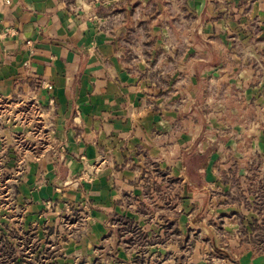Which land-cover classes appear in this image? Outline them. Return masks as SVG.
<instances>
[{
  "label": "crops",
  "instance_id": "crops-1",
  "mask_svg": "<svg viewBox=\"0 0 264 264\" xmlns=\"http://www.w3.org/2000/svg\"><path fill=\"white\" fill-rule=\"evenodd\" d=\"M0 22V96L42 123L16 200L40 223L87 208L55 264H132L115 216L153 240L144 264H264V0H11Z\"/></svg>",
  "mask_w": 264,
  "mask_h": 264
},
{
  "label": "rangeland",
  "instance_id": "rangeland-1",
  "mask_svg": "<svg viewBox=\"0 0 264 264\" xmlns=\"http://www.w3.org/2000/svg\"><path fill=\"white\" fill-rule=\"evenodd\" d=\"M24 96L14 95L8 100L0 96V233L7 234V228L12 229L15 237L9 242L18 245V250L27 256L24 264H55L53 260L58 252L63 250L65 253L63 247L67 243L86 234L89 218L85 206L67 205L65 210L58 211L54 220L40 223V220L31 219L26 206L16 200L15 183H19L28 160L24 151L42 130L41 119H36L41 113L27 102L28 96ZM45 207L53 214L57 212L52 202L49 206L46 202ZM21 233H28L30 239L27 242L21 240ZM34 247H37L35 252ZM107 248L95 247L92 255L86 257L72 254L65 264H110L114 253ZM45 249L55 251V256L47 258L43 255ZM20 254L17 252L18 256ZM58 261L63 263L62 259Z\"/></svg>",
  "mask_w": 264,
  "mask_h": 264
},
{
  "label": "trees",
  "instance_id": "trees-1",
  "mask_svg": "<svg viewBox=\"0 0 264 264\" xmlns=\"http://www.w3.org/2000/svg\"><path fill=\"white\" fill-rule=\"evenodd\" d=\"M258 210L264 212V204L262 200H259V203L255 205ZM111 225L116 227L117 234L120 236V242L124 244L129 249H138L144 250L148 245L153 243V240L148 238V235L144 233L132 220L115 216L111 220ZM6 227V225H4ZM254 228L258 234L255 235L254 243L259 247H262L264 244V219L258 223L254 221ZM8 229V236L3 232L0 233V264H24L27 259L26 255H23V251L18 250L19 246L14 245L9 242L11 237H15L12 234V229ZM177 231V230H176ZM178 232V231H177ZM21 240L27 242L30 239L28 233H21ZM28 239V240H27ZM24 242V241H23ZM37 247H34L33 252H35ZM140 251V257L138 256L132 264H144V253ZM17 252L21 253L19 256ZM47 258H52L55 255V251H50L49 249L44 250ZM50 254V255H48ZM36 255V253H34ZM53 255V256H52ZM38 256V255H37ZM29 258V257H28Z\"/></svg>",
  "mask_w": 264,
  "mask_h": 264
},
{
  "label": "built area",
  "instance_id": "built-area-1",
  "mask_svg": "<svg viewBox=\"0 0 264 264\" xmlns=\"http://www.w3.org/2000/svg\"><path fill=\"white\" fill-rule=\"evenodd\" d=\"M11 4V0H0V10L4 7H7ZM16 32L12 28H5L2 26L0 22V38H5V37H11L15 35ZM30 42H27L26 45L30 46ZM52 87L51 85L47 84L46 89L50 90ZM50 202H47V206H49Z\"/></svg>",
  "mask_w": 264,
  "mask_h": 264
}]
</instances>
